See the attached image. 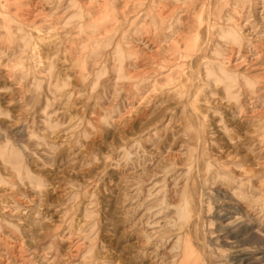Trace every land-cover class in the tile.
<instances>
[{
	"label": "rangeland",
	"instance_id": "374dc122",
	"mask_svg": "<svg viewBox=\"0 0 264 264\" xmlns=\"http://www.w3.org/2000/svg\"><path fill=\"white\" fill-rule=\"evenodd\" d=\"M0 264H264V0H0Z\"/></svg>",
	"mask_w": 264,
	"mask_h": 264
}]
</instances>
